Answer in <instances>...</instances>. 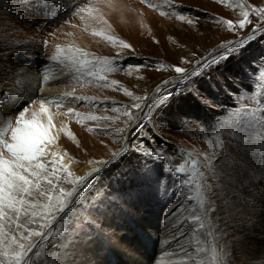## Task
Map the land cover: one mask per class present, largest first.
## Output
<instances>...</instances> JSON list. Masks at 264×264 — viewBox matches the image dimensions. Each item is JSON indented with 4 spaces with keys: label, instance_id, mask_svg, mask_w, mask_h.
I'll use <instances>...</instances> for the list:
<instances>
[{
    "label": "rangeland",
    "instance_id": "rangeland-1",
    "mask_svg": "<svg viewBox=\"0 0 264 264\" xmlns=\"http://www.w3.org/2000/svg\"><path fill=\"white\" fill-rule=\"evenodd\" d=\"M229 4L218 0H0V113L15 120L27 108L25 120L30 122L33 112L40 120L36 103L63 100L60 108L45 104L53 119L50 130L58 137L56 144L81 169L98 166L97 160L110 161L85 193L93 199L97 189L109 194L96 206L98 211L92 209L100 228L85 227L89 237L68 253L64 226L54 222L59 235L47 240L34 236L29 241L36 245L29 264H122V259L124 264H193L187 257L164 255L165 250L179 252L181 246L190 252L198 246L207 248L203 264H212L213 237L207 230H192L193 213L201 214V197L205 207L210 201L217 210L212 220L213 226L218 225L217 255L224 248L227 264H264V184L260 183L264 179V79L260 76L264 38L253 40L197 78V87L211 106L183 90L185 85L163 84L165 79L176 80L174 65L191 69L197 58L234 38L221 21L230 19L238 25L242 19L238 4L247 5L254 25L264 24L252 11L264 8V0H229ZM85 6L95 11L77 14ZM64 30L74 32L77 40ZM247 30H241V35ZM107 36L123 40L134 51L109 42ZM57 46L62 51L58 60H52ZM83 53L89 54L83 57L87 60L107 57L120 63L111 65L113 71L101 73L104 80L89 78L93 65L72 63L73 57L80 61ZM182 58L191 64L182 65ZM158 64L164 67L158 69ZM157 86L163 89L161 95H171L167 101L158 96V107L143 120L139 135L128 136L135 120L129 121L125 111L139 118L133 104L150 105L157 97ZM136 96L147 99L136 101ZM69 108L82 117L98 119L78 120L68 114ZM19 127L18 134L27 132L23 123ZM5 139L10 140L11 134ZM126 139L131 150L113 157ZM137 145H143V151ZM148 145L164 156L147 155ZM216 154L226 157L223 164L217 162ZM192 160L203 179L196 176L193 181L175 171L186 162L191 168ZM225 169H236L239 175L217 179ZM246 174L255 175L256 180L246 179ZM173 211L183 235L171 227Z\"/></svg>",
    "mask_w": 264,
    "mask_h": 264
},
{
    "label": "snow or ice",
    "instance_id": "snow-or-ice-1",
    "mask_svg": "<svg viewBox=\"0 0 264 264\" xmlns=\"http://www.w3.org/2000/svg\"><path fill=\"white\" fill-rule=\"evenodd\" d=\"M147 3L148 0H142ZM218 3L229 4V0H218ZM229 6H231L229 4ZM149 7H152L149 4ZM240 8V16L238 25H234L230 19L222 20L221 23L227 25L229 31L234 34V38L226 42L220 43L213 52H209L206 56L196 59L195 64L191 69L174 65L172 71L176 74V80L170 81L165 79L164 85L175 83L176 85H185L187 91H191L193 94L201 100L202 103L211 106V101L204 97L198 87L197 78L205 72L210 71L217 65L222 64L229 59L230 56L237 55L239 52L246 48L253 40L257 38H264V24H255L250 19V11L245 10L247 5L238 4ZM95 9L90 6L79 7L77 14L88 13L91 15ZM252 11L260 20L264 21V8H255ZM161 15H166L161 11ZM81 20L85 17L81 15ZM96 18V17H93ZM179 19L183 20L184 16L180 15ZM248 29L241 35V30ZM109 42L113 44L122 45L124 48L134 51L132 46L123 40H119L113 36L105 37ZM62 49L57 46L56 55L52 56V60L59 59V53ZM78 53L80 50H76ZM89 54L83 53L80 61H77L74 57L72 63H79L80 67L86 65H93L94 67L87 72L89 78L95 77L99 80H104V76L101 75L105 70L113 71L112 64H119V61H113L105 57L103 59L87 60L83 57H87ZM182 65L191 64V61L186 58L181 59ZM98 66V68L96 67ZM125 67H133L131 65H125ZM135 67H147V65H137ZM164 65L158 64L157 68H163ZM122 70V69H121ZM261 79H264V67L260 70ZM44 79L47 81L48 76L45 75ZM80 82L88 83L89 80H81ZM115 85V81L112 82ZM105 87L109 85L105 84ZM163 89L157 86L155 89V95L160 97V100L169 98L171 93L161 95ZM126 94L131 96V92ZM82 99V98H77ZM147 99V97L136 96L135 100ZM157 100L156 103H159ZM63 100L47 101L41 100L40 108L41 114L47 113L45 104H54L57 108L63 105ZM135 109L140 111V117L137 118L134 113L125 111L124 115L129 121L135 120V123L128 130V136L139 135L137 129H143V120L150 116V110L148 105L141 106L140 103L133 104ZM151 107H155V104H151ZM118 111L117 108L111 109ZM28 111L25 108L16 117L15 120H9L6 116L0 113V264H29L30 256L33 248L36 245L29 243L32 237H41L44 240L49 239L60 234L59 229H53V223H59L64 226V245L65 251L71 253L74 246L83 240H86L90 233L85 232V227L100 226L92 218V209L95 208L98 211L97 205L103 204L105 198L109 195L102 193L99 189L96 191V198L93 199L91 195H85L86 191L90 189L91 181L96 179V175L104 171L110 161H95L96 167H93L92 171L87 176H79L69 170L67 164L61 163V157L55 152L49 151L50 144L55 139L54 136H49V131L53 127V119L51 114L48 115L46 124L43 122V115L41 119L37 120V113L33 112L32 120L29 122L25 120V113ZM68 114L75 115L78 120L90 119L97 120L95 116L82 117L78 112H74L73 109H68ZM23 123L27 129L25 134L20 133V125ZM13 125H16L13 128ZM91 130V129H90ZM10 133L11 139H5V136ZM69 135L72 134L69 132ZM129 141L125 140V146L120 153H113V157L119 158L126 154L131 149L127 146ZM119 147V143H118ZM150 151L146 153L150 156H164V153L151 148V145L147 146ZM223 148V144L220 145ZM137 149L143 151V145H137ZM217 162L223 164L226 160L222 154H216ZM208 159V158H206ZM93 163V162H90ZM189 162L176 168L175 171L183 173L185 177H191L195 180L196 176H200L203 179V174L197 171L195 160L190 161L191 168L188 167ZM232 173H239L236 169H225L223 173L217 175V179L229 180ZM246 179L255 181L256 176H248ZM61 183H67L72 185L70 189L61 187ZM190 183L189 179L184 180L185 186ZM240 183H244L243 180ZM264 184V179L260 181ZM199 189L201 185L196 184ZM211 191V186H207ZM191 199V197H189ZM206 202L201 197V214L197 215L193 213L191 223L194 226L193 231L207 230L206 234L213 237L212 247V264H227L224 256L227 252L224 248L220 249L221 255H217V248L215 247L216 236L215 233L218 230V225L213 226L212 220L216 213V207L214 202H207V207L204 206ZM226 203V201H225ZM89 207H85V205ZM79 212L86 213V215H80ZM171 227L176 229L181 235L184 234V230L181 224H178L179 217L176 216V212H170ZM28 225H38V228H29ZM27 233V234H25ZM173 239L176 243H179V239L176 233H173ZM208 249L205 247H196L193 252H190L187 248L181 246L179 252L173 253L165 250L164 255L187 257L193 261V264H203L204 257L207 254ZM38 256L39 253L37 252ZM64 264H70L69 261H65Z\"/></svg>",
    "mask_w": 264,
    "mask_h": 264
},
{
    "label": "bare ground",
    "instance_id": "bare-ground-1",
    "mask_svg": "<svg viewBox=\"0 0 264 264\" xmlns=\"http://www.w3.org/2000/svg\"><path fill=\"white\" fill-rule=\"evenodd\" d=\"M108 12H111L110 10H108ZM127 19V18H126ZM131 21V20H130ZM133 21V20H132ZM131 21V22H132ZM131 22H129V23H131ZM74 24H76L77 25V22H75ZM73 25V24H72ZM65 34H70V35H72L71 37L74 39V38H76V35H75V33L74 32H71V31H68V30H64L63 31ZM76 40H77V38H76ZM87 41V40H86ZM79 42V41H78ZM164 95H165V93H164ZM158 96L157 97H155L152 101V103L151 104H155V107H151V104L150 105H148L149 106V110H150V112L151 111H153L154 109H156L157 107H158V104L159 103H156V101L158 100ZM36 106L38 107V109H39V112L41 113V108H40V102L39 103H36ZM45 108H46V105H45ZM41 115H43V122L46 124V121H47V118H48V112L47 113H43V114H41ZM149 118V117H148ZM147 118H145L144 120H146ZM49 136L50 137H52V136H54L55 137V139L52 141V143L50 144V147H49V151H51V152H55L58 156H60L62 159H61V163H64V164H67V166H68V168H69V170L70 171H72L73 173H75L76 175H79V176H87L88 175V173L89 172H91L92 171V169H88V170H85V169H81V168H79V167H77L74 163H73V161L66 155V153L63 151V149L60 147V146H58L57 144H56V142L58 141V137L56 136V134L54 133V131L52 132L51 130L49 131ZM116 161V160H115ZM114 162V161H113ZM113 162H111V163H113ZM93 181V180H92ZM124 261H126V260H124V259H122L121 260V263L122 264H124Z\"/></svg>",
    "mask_w": 264,
    "mask_h": 264
},
{
    "label": "crops",
    "instance_id": "crops-1",
    "mask_svg": "<svg viewBox=\"0 0 264 264\" xmlns=\"http://www.w3.org/2000/svg\"><path fill=\"white\" fill-rule=\"evenodd\" d=\"M77 22V21H76Z\"/></svg>",
    "mask_w": 264,
    "mask_h": 264
}]
</instances>
